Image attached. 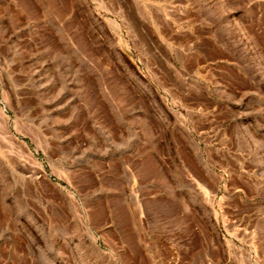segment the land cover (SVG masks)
<instances>
[{"label":"rangeland","instance_id":"1","mask_svg":"<svg viewBox=\"0 0 264 264\" xmlns=\"http://www.w3.org/2000/svg\"><path fill=\"white\" fill-rule=\"evenodd\" d=\"M0 106V264H264V0H0Z\"/></svg>","mask_w":264,"mask_h":264},{"label":"bare ground","instance_id":"2","mask_svg":"<svg viewBox=\"0 0 264 264\" xmlns=\"http://www.w3.org/2000/svg\"><path fill=\"white\" fill-rule=\"evenodd\" d=\"M113 28L115 29L116 33H118L120 30L118 23H116L114 21H113ZM7 107L10 110H13L9 103L7 104ZM13 112L15 113V111H13ZM8 122H9V115L7 114L6 108L0 106V130H1L0 133L2 134L1 139L3 141H7V142L9 141L13 145L16 144V146L18 147L19 152H20L19 155L20 156L22 155L21 157H24L25 159L22 161V159H20L18 156L17 157L13 156L12 151L10 152V150L9 151L6 150V152L4 151L6 153L5 154L6 157L10 160L12 165H14L16 168H18L21 172L26 171V166L24 165V163H27V165L32 169V172H35V173L43 172L44 168H43L42 164L35 158L34 154L32 153L31 149L28 147L27 143L23 140H20L19 137L16 136L9 129ZM14 149L16 150V148H14Z\"/></svg>","mask_w":264,"mask_h":264}]
</instances>
